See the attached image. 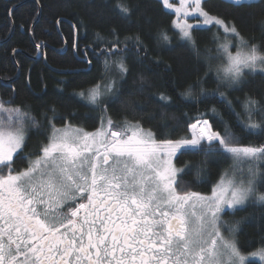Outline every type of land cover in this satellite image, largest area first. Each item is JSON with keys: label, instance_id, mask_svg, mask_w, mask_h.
<instances>
[{"label": "snow or ice", "instance_id": "1", "mask_svg": "<svg viewBox=\"0 0 264 264\" xmlns=\"http://www.w3.org/2000/svg\"><path fill=\"white\" fill-rule=\"evenodd\" d=\"M203 3L179 0L173 5L163 0L167 9H174L171 27L178 40L196 60L195 79L183 85L178 95L198 101L218 96L235 116L234 124L215 107L198 112L180 136H176L179 122L169 131L159 130L169 128L166 113L160 114L156 131L143 127L144 119H156L155 112L136 120H114L109 106L120 99L121 85L130 71L122 53L128 51L129 41L137 53L148 52L139 34L121 41L115 28L108 32L111 40L95 33L96 41L107 47L86 46L79 62L86 68L92 66L87 51L92 48L94 56L97 52L105 56L103 70L90 86L70 94L100 109L101 122L95 130L86 131L70 120L57 127L55 106L48 109L51 117L45 112L38 121L30 105L8 106L13 105L15 95L0 99V264H246L242 249L248 245L240 235L244 223L256 214L233 222L224 216L253 206L260 208L264 220V143H244L249 136L264 138V94L248 93L242 101L236 98L241 105L237 112L228 92L241 91L249 76L264 74V19L253 26L259 36L245 37L236 18L212 14ZM228 3L250 6L249 0ZM117 7L124 18L132 14L130 5ZM213 27L216 31L209 44L202 47L194 33ZM155 41L157 47H164L172 37L168 30H158ZM73 47L78 49V44ZM117 55L118 61L109 59ZM113 68L118 76L111 75ZM164 68L172 71L171 64ZM213 72L216 86L208 89L204 85ZM86 74L69 73L73 79ZM72 82L60 84L66 87ZM196 87L199 93L194 96ZM158 101L167 106L172 97L160 93ZM123 110L143 112L144 105L130 99ZM70 115L77 116L75 112ZM30 128L50 131L34 152L24 153ZM184 156L201 158L185 160L178 167ZM17 159L27 161L26 166L17 168ZM228 160L231 164L209 192L191 190L206 184L210 162ZM185 176L192 179L185 180ZM261 233L253 242L264 246V229ZM250 255L264 260V247Z\"/></svg>", "mask_w": 264, "mask_h": 264}, {"label": "trees", "instance_id": "2", "mask_svg": "<svg viewBox=\"0 0 264 264\" xmlns=\"http://www.w3.org/2000/svg\"><path fill=\"white\" fill-rule=\"evenodd\" d=\"M120 4L132 6V14L127 18L120 13L117 7ZM249 4L250 6L235 7L227 0H204L203 7L225 19L236 18L245 37L259 36V29L253 30V26L257 21L264 19V3L256 0ZM9 9H12L11 15ZM58 19L62 21L60 24H57ZM173 19L174 14L167 11L160 0H39V4L35 0H0V99L15 95L13 105L8 106L22 103L30 105L31 114L38 121L43 120L42 114L45 112L51 117L52 113L48 109L55 106L57 117L54 123L57 127H62L70 120L73 125L83 127L86 131L95 130L101 122L100 109L89 106L86 101L70 94L74 90L78 91L80 87L90 86V82L103 70L105 56L99 55L98 52L94 56L92 48L87 49L89 58L93 59L92 66L86 68L85 64L79 62V57L85 52L86 46L91 45L96 49L107 47L106 43L96 41L95 33L99 32L105 40H111L108 32L115 28L121 41H124L125 37L139 34L148 46V52L147 55L142 50L137 53L133 43L129 41L128 51L122 53L127 57L126 63L130 71L121 85L123 94L109 106V115L114 120L121 121L125 117L136 120L155 112L156 119H144L143 127L156 131L160 124V114L166 113L169 128L159 130L169 131L179 122L181 126L177 127L176 136H180L184 134L186 124L191 123V118L198 112L215 107L225 120L234 124L235 116L218 96L198 101L186 100L178 95L184 90L183 85L195 79L196 74L192 69L196 60L193 53L178 40V33L171 27ZM29 29H33L34 32H30ZM158 30H168V35L172 37L170 45L156 46L155 36ZM215 31L216 28L213 27L211 31H197L194 35L203 47L209 44V38ZM37 44L41 45L40 59L35 58L38 54ZM74 44H78V49L73 47ZM211 47L214 48L215 45L212 44ZM13 49H16L15 53ZM109 59L118 61L119 55ZM157 59L162 63L157 65L155 63ZM215 63L214 61L213 64ZM165 64L172 65L171 72L165 70ZM77 71L87 74L73 79L69 73ZM204 71L205 66L201 58L199 74L202 75ZM111 74L118 76L115 68ZM141 76L145 78L143 81L140 79ZM248 79L249 83L241 91L228 92V99L233 101V107L237 112L241 111V105L236 102V98L242 101L248 93L257 97L264 94V74L252 75ZM62 80L73 82L65 87L60 84ZM215 86L213 72L207 78L204 87L212 89ZM61 88L64 89L63 92L60 91ZM12 89L16 91L13 92ZM220 91L225 89L221 88ZM160 93L171 96L172 103L167 106L160 103L158 101ZM198 93L199 87L193 89L194 96ZM130 99L143 104V112L124 111L123 105ZM73 112L77 114L76 118L71 117L70 114ZM217 124L222 127L218 121ZM48 131L50 129L45 128L38 132L35 128H30L24 153L34 152L40 143L45 141ZM249 142L264 143V138L249 136L244 143ZM24 153H21V156ZM200 158L184 156L177 166H181L185 160ZM26 163L27 161L23 159H17L16 167L23 168ZM230 164V160L210 162L206 184L193 187L191 190L209 192L212 184ZM184 179L191 180L192 177L185 176ZM260 211L259 207L249 206L243 211H236L234 215L229 212L224 216L225 220L233 222L252 213L256 214L254 219L246 221L243 225L240 240L248 245L242 249L244 254L256 252L264 247L258 242H253L258 240L262 234L261 229H264Z\"/></svg>", "mask_w": 264, "mask_h": 264}, {"label": "rangeland", "instance_id": "3", "mask_svg": "<svg viewBox=\"0 0 264 264\" xmlns=\"http://www.w3.org/2000/svg\"><path fill=\"white\" fill-rule=\"evenodd\" d=\"M161 2H162V4H163V0H160ZM228 1V0H227ZM169 2L170 3H172L173 5H178V3H179V0H169ZM249 2H256V0H249ZM163 6H164V4H163ZM164 8H166L165 6H164ZM166 10L167 11H170V12H172L173 14H174V19H175V12H174V9H167L166 8ZM189 22H193L194 23V21H192L191 19H190V21ZM222 34V33H221ZM225 39V37L223 36V34L221 35V41H223ZM112 75V74H111ZM113 76V75H112ZM11 107V106H10ZM99 127V126H98ZM30 130V129H29ZM88 131H93V130H88ZM29 132V131H28ZM252 258H255L256 260L257 259H259V264H264V260H261V258H260V256H252Z\"/></svg>", "mask_w": 264, "mask_h": 264}, {"label": "flooded vegetation", "instance_id": "4", "mask_svg": "<svg viewBox=\"0 0 264 264\" xmlns=\"http://www.w3.org/2000/svg\"><path fill=\"white\" fill-rule=\"evenodd\" d=\"M250 253H253V252H250ZM250 253H246V254L242 253L247 257L246 264H255V263L257 264V263H259V259L256 260L255 258H252V255H250Z\"/></svg>", "mask_w": 264, "mask_h": 264}, {"label": "water", "instance_id": "5", "mask_svg": "<svg viewBox=\"0 0 264 264\" xmlns=\"http://www.w3.org/2000/svg\"><path fill=\"white\" fill-rule=\"evenodd\" d=\"M40 56H41V52H40V48L38 49V54L37 56L35 57L36 59H40Z\"/></svg>", "mask_w": 264, "mask_h": 264}]
</instances>
